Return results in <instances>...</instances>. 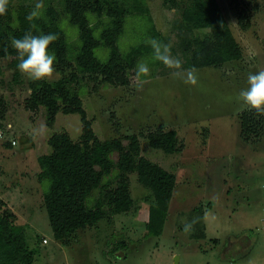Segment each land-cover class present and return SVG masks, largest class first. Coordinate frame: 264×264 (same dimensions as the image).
<instances>
[{
    "label": "rangeland",
    "instance_id": "rangeland-1",
    "mask_svg": "<svg viewBox=\"0 0 264 264\" xmlns=\"http://www.w3.org/2000/svg\"><path fill=\"white\" fill-rule=\"evenodd\" d=\"M145 1L165 39L169 63L153 67L149 60L140 61L148 72L139 75L144 79L134 73L128 86L104 85L101 78L81 76L76 90L99 140L136 135L142 156L176 175L177 187L160 235L149 228L154 198L137 174H130L135 202L130 212L110 215L97 227L79 231L67 246L55 239L44 206L49 183H39L38 157L52 152L50 138L55 133L80 141L83 126L78 115L59 113L50 122L45 109L27 110L32 81L21 73L14 81L15 69L8 59H0V212L13 213L15 223L23 227L33 264H264V130L249 142L241 134L243 115L263 122L264 115L238 100L248 86V75L264 71V0H218L244 56L220 68L197 70L183 66L180 50L181 36L188 34L181 17L187 0ZM3 2L18 27V17L31 13L39 0ZM62 2L42 0V16L54 10L70 42L76 44L78 33ZM242 14L250 20L247 30L239 24ZM90 19L94 27L101 24L97 15ZM150 27L146 18L129 15L120 50L127 52L147 41ZM109 54L103 48L95 51L101 61ZM54 67L48 82L64 75L63 68L56 63ZM158 130L177 131L180 152L168 155L152 149L147 135ZM116 173L106 179L113 189L119 181L114 179ZM99 196L96 190L90 204ZM205 229L206 237L191 239ZM211 239L220 244L214 246Z\"/></svg>",
    "mask_w": 264,
    "mask_h": 264
},
{
    "label": "trees",
    "instance_id": "trees-1",
    "mask_svg": "<svg viewBox=\"0 0 264 264\" xmlns=\"http://www.w3.org/2000/svg\"><path fill=\"white\" fill-rule=\"evenodd\" d=\"M62 1L69 24L78 33L76 44L70 42L52 9L46 16L32 20L26 19L30 13L21 14L18 27L13 24L11 8L4 2L6 12L0 15V59H8L9 66L15 69L14 81H17L20 72L17 71L19 57L12 47V38H19L24 33H54L56 36L49 49L55 53L56 64L63 68L64 75L56 82L32 81L26 109L31 112L45 109L50 122H54L59 113L78 115L83 126L80 141H73L67 133H55L50 138L52 152L38 157L39 183H49V189L44 194V206L53 235L67 246L79 231L97 227L110 215L130 212L135 205L130 174H137L139 183L154 198L149 228L153 235L159 236L177 187L176 175L142 156L140 138L136 135L99 140L76 89L81 76L94 81L101 78L104 85L128 86L132 75L137 73L140 61L149 60L153 67L164 63L153 58L150 41L155 40L163 47L165 39L157 30L145 0ZM93 14L102 20L104 17L105 22L101 20V24L94 27L90 19ZM129 15L137 20L139 17L146 18L151 27L147 41L123 52L118 44L125 35ZM181 17L188 32L186 36H181L180 50L185 68H220L243 59V49L235 39L218 0H187ZM239 24L247 30L250 20L242 14ZM100 26L103 28L100 29ZM196 30L206 33L195 36L193 32ZM101 48L110 52L106 61L95 55V51ZM139 77L144 79L145 76ZM263 130V120L243 115L241 134L246 142L251 141L254 134L259 139ZM147 141L152 149L168 155L180 152L183 147L175 130L151 132ZM115 171L114 179L119 181L113 189L110 180L106 179L112 177ZM96 190H99L100 196L93 205L90 198ZM15 218L7 210L0 212V264H33L34 254L29 250L23 227L15 223Z\"/></svg>",
    "mask_w": 264,
    "mask_h": 264
},
{
    "label": "clouds",
    "instance_id": "clouds-1",
    "mask_svg": "<svg viewBox=\"0 0 264 264\" xmlns=\"http://www.w3.org/2000/svg\"><path fill=\"white\" fill-rule=\"evenodd\" d=\"M6 12V6L3 0H0V15ZM43 15V3L39 0L35 4L34 10L26 16V19L32 20ZM54 33L34 35L24 33L21 37H13L12 47L16 50L19 57L17 71L31 81H46L55 72L56 56L49 49V46L55 41ZM153 47V58L155 60L169 63L167 46L161 47L160 43L151 40ZM148 72L146 64L137 65V76ZM248 86L238 94V100L256 110L259 115H264V71L250 73L247 78Z\"/></svg>",
    "mask_w": 264,
    "mask_h": 264
},
{
    "label": "crops",
    "instance_id": "crops-1",
    "mask_svg": "<svg viewBox=\"0 0 264 264\" xmlns=\"http://www.w3.org/2000/svg\"><path fill=\"white\" fill-rule=\"evenodd\" d=\"M225 204H226V203H225ZM226 205L229 206L228 204H226ZM226 205H224V206H226ZM227 206L225 207L226 209L228 208ZM212 208H213V207L210 206V208H208V210H210V209L212 210ZM205 228H206V227H205ZM206 235H207V232H206V229H205L204 234L197 233L196 235L192 236L191 239H192V240H195V239H201V238L206 237ZM210 241L214 243V246H218V245L220 244V240H219V239H211ZM231 245H232V244H231ZM231 245H230V246H231ZM230 246H229V247H230ZM229 247H228V248H229ZM222 259H223V260H226L225 257H222Z\"/></svg>",
    "mask_w": 264,
    "mask_h": 264
},
{
    "label": "built area",
    "instance_id": "built-area-1",
    "mask_svg": "<svg viewBox=\"0 0 264 264\" xmlns=\"http://www.w3.org/2000/svg\"><path fill=\"white\" fill-rule=\"evenodd\" d=\"M12 144H13V145H16V143H15V142H13ZM44 243H46V240H44Z\"/></svg>",
    "mask_w": 264,
    "mask_h": 264
}]
</instances>
